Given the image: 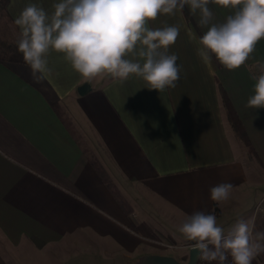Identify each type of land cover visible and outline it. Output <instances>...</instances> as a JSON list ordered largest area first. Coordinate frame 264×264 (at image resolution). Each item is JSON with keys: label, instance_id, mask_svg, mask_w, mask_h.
Returning <instances> with one entry per match:
<instances>
[{"label": "crops", "instance_id": "0c3cea01", "mask_svg": "<svg viewBox=\"0 0 264 264\" xmlns=\"http://www.w3.org/2000/svg\"><path fill=\"white\" fill-rule=\"evenodd\" d=\"M30 2L50 10L55 0H9L11 17ZM209 8L214 23L232 14ZM199 19L185 6L149 22L179 28L168 54L178 57L180 78L163 92L134 75L122 83L82 78L57 53L39 82L27 64L0 61V264H135L147 254L173 255L195 243L178 229L197 211H214L225 234L240 220L261 232L264 108L246 105L264 39L230 71L198 55L207 30ZM225 101L254 153L233 130ZM220 183L233 188L217 203L209 190Z\"/></svg>", "mask_w": 264, "mask_h": 264}, {"label": "clouds", "instance_id": "9594fccd", "mask_svg": "<svg viewBox=\"0 0 264 264\" xmlns=\"http://www.w3.org/2000/svg\"><path fill=\"white\" fill-rule=\"evenodd\" d=\"M210 4L232 9L222 23L213 22ZM199 11V25L207 30L199 38L198 55L203 61L213 56L227 70L245 65L264 39V0H55L51 9L28 3L16 16L17 47L37 82L49 75L52 53L82 78L110 76L121 83L130 76L141 78L149 89L163 92L175 88L179 72L175 44L179 28H152L160 14L176 9ZM258 75L247 107L264 108V61L255 65ZM233 185L220 183L210 188V199H229ZM179 232L202 261L217 264H253L264 254V232H254L252 221L240 220L225 234L214 211H197L186 218Z\"/></svg>", "mask_w": 264, "mask_h": 264}, {"label": "trees", "instance_id": "16d2710c", "mask_svg": "<svg viewBox=\"0 0 264 264\" xmlns=\"http://www.w3.org/2000/svg\"><path fill=\"white\" fill-rule=\"evenodd\" d=\"M8 4L9 0H0V61L6 63L26 64L23 60L22 54L18 51L17 40L19 29L15 25L14 19L8 11ZM225 106L236 135L249 151L254 153L245 130L228 101H225ZM106 181L109 186H113L109 178H107ZM261 228V232H264V221H261Z\"/></svg>", "mask_w": 264, "mask_h": 264}, {"label": "water", "instance_id": "95a60500", "mask_svg": "<svg viewBox=\"0 0 264 264\" xmlns=\"http://www.w3.org/2000/svg\"><path fill=\"white\" fill-rule=\"evenodd\" d=\"M197 262V253L193 247H191L189 249V259L187 262L180 261L173 255L147 254L140 257L135 264H197Z\"/></svg>", "mask_w": 264, "mask_h": 264}, {"label": "rangeland", "instance_id": "374dc122", "mask_svg": "<svg viewBox=\"0 0 264 264\" xmlns=\"http://www.w3.org/2000/svg\"><path fill=\"white\" fill-rule=\"evenodd\" d=\"M226 221V220H225ZM224 225V227H225V225H226V227H227V223H224L223 224ZM224 229H226V228H224ZM184 245V244H183ZM191 245V244H190ZM173 253V252H172ZM165 255V254H164ZM173 256H175V257H177L180 261H183V262H187L188 261V259H189V250L187 249V248H185V249H177V250H175V252L173 253ZM254 264H264V263H262V261H261V258H260V256H257L256 258H255V260H254Z\"/></svg>", "mask_w": 264, "mask_h": 264}, {"label": "built area", "instance_id": "2783aa9c", "mask_svg": "<svg viewBox=\"0 0 264 264\" xmlns=\"http://www.w3.org/2000/svg\"><path fill=\"white\" fill-rule=\"evenodd\" d=\"M254 232H255V231H254ZM191 247H192V245L189 246V249H190ZM254 260H255V259H254ZM254 260H253V264H254ZM230 262H231V257H229V264H230ZM197 264H208V262H206V261H202V260H199V259H198ZM211 264H217V262L213 261V262H211Z\"/></svg>", "mask_w": 264, "mask_h": 264}]
</instances>
